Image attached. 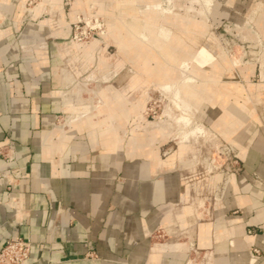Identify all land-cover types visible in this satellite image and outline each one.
<instances>
[{
  "label": "crops",
  "instance_id": "obj_1",
  "mask_svg": "<svg viewBox=\"0 0 264 264\" xmlns=\"http://www.w3.org/2000/svg\"><path fill=\"white\" fill-rule=\"evenodd\" d=\"M46 1L49 17L35 10L22 25L19 8L0 20V249L22 236L32 241L26 264H264V231L248 232L264 223V107L251 115L233 75L219 85L245 108H198L212 128L221 121L213 129L236 146L241 166L207 218H196L186 178L148 125L124 139L112 109L109 121L62 118L66 59L81 48L69 40L63 0ZM225 1L256 17L264 34V0ZM151 65L143 59L134 84L157 82ZM247 69L240 75L250 82ZM254 87L251 97L264 98V65ZM160 229L168 238L154 239Z\"/></svg>",
  "mask_w": 264,
  "mask_h": 264
},
{
  "label": "rangeland",
  "instance_id": "obj_2",
  "mask_svg": "<svg viewBox=\"0 0 264 264\" xmlns=\"http://www.w3.org/2000/svg\"><path fill=\"white\" fill-rule=\"evenodd\" d=\"M116 1L63 0L69 40L79 45L81 52L76 51V57L75 54L66 59L67 80H63L61 89L65 97L62 118L65 117L66 122H74L88 112V115L96 114L102 120L108 117L109 121L112 109L123 125L118 132L124 139L134 132L146 131L148 122L162 120L168 123V133L158 134L156 145L164 159L172 155L174 169L186 178L196 218H207L212 203L220 197L227 181L240 170L239 151L212 128L199 110L188 116L190 121L187 123L180 117L185 111L177 107L173 96L155 82L134 84L137 67H141L143 59L132 47L124 46V38L119 37L125 33V21L130 17L117 8ZM176 1L161 0V5L170 11L192 14L207 24V31L200 36L194 50L205 45L219 57L228 56L236 61L232 67L233 75L244 85L245 94L250 96L247 98L249 106L264 107V98L251 97L254 86L260 83V70L264 65V34L257 18L240 12L237 6L225 0ZM128 3L137 4L133 0ZM19 8L24 13L20 19L22 25L34 21L35 10L41 11V19L49 17L51 11L46 0H0V20L6 18L11 10ZM55 10L58 11L57 8ZM150 61L155 65L154 60ZM252 65H256L255 73L249 69ZM246 66L250 82L244 81L240 75ZM68 98L72 99L71 107L66 102ZM198 125H203L206 131L196 130ZM166 238L163 229L154 233L156 240Z\"/></svg>",
  "mask_w": 264,
  "mask_h": 264
},
{
  "label": "bare ground",
  "instance_id": "obj_3",
  "mask_svg": "<svg viewBox=\"0 0 264 264\" xmlns=\"http://www.w3.org/2000/svg\"><path fill=\"white\" fill-rule=\"evenodd\" d=\"M131 1H116L117 8L130 17L125 21V33H121L119 37L124 38V46L132 47L142 59L154 60L152 62L155 65L148 68L150 77L156 78L155 83L173 96L175 105L185 111L180 116L182 119L188 123V116L205 102L219 103L225 109L245 106L229 101L230 96L219 85L222 80L233 79L230 76L234 74L232 67L236 61L228 56L219 57L205 45L194 50L200 36L207 31L206 23L197 20L192 14L162 7L161 0H133L136 5L128 3ZM177 1L175 3L180 2ZM260 21L263 22L264 29V17ZM63 98L65 103V97ZM246 106L248 111H253L251 115H254V108ZM86 114L88 112L79 118L86 117ZM216 124L218 126H214L219 128L221 121ZM167 127L168 123L162 120L148 124V130L154 137L168 133ZM195 129L206 131L203 125H198ZM185 148L186 146L183 150Z\"/></svg>",
  "mask_w": 264,
  "mask_h": 264
},
{
  "label": "built area",
  "instance_id": "obj_4",
  "mask_svg": "<svg viewBox=\"0 0 264 264\" xmlns=\"http://www.w3.org/2000/svg\"><path fill=\"white\" fill-rule=\"evenodd\" d=\"M5 147H0V153L7 155ZM11 159V157H9ZM239 170V169H238ZM264 231V223L256 225L248 230L249 233ZM32 241L22 236L8 238L0 249V264H26L30 258ZM255 255L260 254V249L252 247Z\"/></svg>",
  "mask_w": 264,
  "mask_h": 264
}]
</instances>
